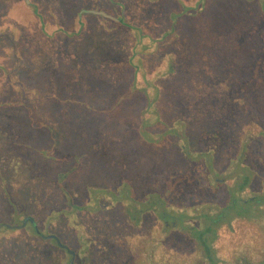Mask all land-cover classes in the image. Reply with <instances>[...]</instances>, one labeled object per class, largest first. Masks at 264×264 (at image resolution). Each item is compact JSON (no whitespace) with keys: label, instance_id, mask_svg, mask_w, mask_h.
I'll return each mask as SVG.
<instances>
[{"label":"trees","instance_id":"16d2710c","mask_svg":"<svg viewBox=\"0 0 264 264\" xmlns=\"http://www.w3.org/2000/svg\"><path fill=\"white\" fill-rule=\"evenodd\" d=\"M94 1H98L97 6L111 11L117 8L118 12L113 14L86 8L95 6ZM173 2L174 5L168 10L154 9V12L145 14L151 0L148 3L143 0H3L0 4V30H6L14 20L18 22L17 25L13 24L12 32L19 38L20 24L26 27L23 36L33 33L26 31L27 28L37 32L40 29V34L53 44L49 62L60 52L57 36H65L67 40L61 44L68 52L62 51V54L76 64L74 70L77 71L82 65L81 71L84 69L88 77L91 74L92 78H100L104 84L97 91L101 100L86 98L84 103L90 101L86 107L88 118L103 117L104 120L106 136L103 139L107 141H99L95 151L103 153L108 150L111 159L115 158L123 164L119 171L113 169L116 176L110 177L121 194L107 190L98 192H110L109 200L113 205L125 201L123 211L126 225L122 229L129 228L128 235H123L122 240L126 242L125 246L129 244L130 247L127 248L126 258L124 253H115L113 260L115 256L123 259L120 264H139L138 256H150V246L147 251L131 256L138 245L137 226L140 224L141 229L147 225L146 231L151 234L156 231L154 223L148 224L151 220L144 218L143 222L138 221L144 213L152 215L156 224L165 221L163 228L171 226L168 220L173 213L166 211L165 207L161 208L158 192L146 189L142 196L157 194L153 197L156 200L133 201V196L138 193L135 184L149 185L151 179H148V175L157 174L160 181L164 180L166 189H171L173 193L177 189L174 182L178 180V184L182 185L180 179H192L189 181L191 187L201 190L203 195H197L198 200L194 197L193 202L188 201L191 204L189 209L194 210L207 199V211L204 212L209 215L206 218L205 214H195V211L191 216L181 209L182 218L186 217L189 221L196 219L199 225H179L183 232L189 234H186L185 242L193 245V251L184 254L192 262L187 259V262L181 260L176 264H200L212 254H216L212 256L214 264H224L226 261L264 264L263 240H259L263 235L260 233L255 238L252 229H244V222L262 225L261 229L264 227V217L256 219L253 215L260 210L256 206L258 202L264 203V0ZM93 14L106 22L102 21L103 25L99 26L104 27L105 32L92 25L93 21L88 16ZM64 16H67L66 27L61 20ZM82 23L81 32L76 34ZM69 34L74 35L70 37ZM121 43L128 46L122 47ZM71 44L75 47H71ZM99 56L104 59L99 61ZM77 78L74 95L85 97L84 83L87 80V85H90V79H80L78 75ZM3 90L4 85L0 83V92ZM16 91L22 98L24 91L20 87ZM28 93V98L34 95L33 91ZM3 101L4 107L21 105L30 109L27 101ZM187 119L194 122L189 124ZM93 122L96 127L101 126L99 122ZM99 133L103 135V129ZM172 144L174 147H171ZM113 150L118 153L115 154ZM111 154L115 157L112 158ZM116 160L115 167L118 165ZM175 167L183 170L178 173ZM66 170L56 177L55 184L63 199L64 206L60 208H73L70 188L75 172L71 168ZM210 177L213 183L206 186L205 182ZM200 178L202 182L198 183ZM96 180L102 182L105 177ZM215 182L218 183L216 192L221 188L224 200L226 194L230 196L235 193L234 190L237 196L244 195L238 196L240 202L237 207H241V210H235L233 214L237 216L236 222H232L228 214L233 203L223 204L226 200L220 203L219 199L213 202L216 193L211 187ZM64 184L70 188L64 190ZM250 184L253 190H246ZM58 185L63 188L62 191ZM126 186L134 194L124 200L122 188ZM223 193H226L225 196ZM105 199L98 196L92 203L89 198L84 199V204L79 207L94 208L93 203ZM218 206L221 210H217ZM173 216L176 220L177 215L174 213ZM35 228L36 236L43 239L41 231L37 226ZM213 230L216 234L214 239L206 235ZM255 230L258 232V229ZM195 233L198 237H195ZM228 233L237 235L231 243L224 239ZM217 236L222 242L219 245H216L219 240ZM101 242L96 247L103 254L106 245L104 241ZM250 245L254 249L247 256L241 250L244 247L250 249ZM19 250V255L10 264H21L20 260L26 257L32 264L41 263L36 250L35 254H26L23 247ZM198 251L204 254L199 255ZM68 254L64 253L68 258L67 264H74L76 254ZM142 261L141 264H150L147 259ZM161 262L162 259H157L152 263L163 264Z\"/></svg>","mask_w":264,"mask_h":264},{"label":"rangeland","instance_id":"374dc122","mask_svg":"<svg viewBox=\"0 0 264 264\" xmlns=\"http://www.w3.org/2000/svg\"><path fill=\"white\" fill-rule=\"evenodd\" d=\"M2 1L0 0V4ZM143 1L148 3L150 0ZM225 1L228 2L229 0ZM225 1L222 0V3ZM151 2L148 4L149 6L147 5L148 9L145 14L154 12V9L168 10L169 7L174 5L173 0H157L156 3L151 0ZM94 5L86 8L113 14L118 12L117 8L111 11L101 5L97 6L98 1H94ZM96 15H89L88 17L93 21L92 25L94 27L96 26L97 29L105 32V28L99 26L103 25L102 21L106 22L100 16L96 17ZM66 18L67 16L61 17L62 24H65L64 27L67 26L65 23ZM17 22V20H14L7 26L6 30H0V83L4 85V90L0 92V230L2 232L0 234V264H10L14 260L13 258L19 255L20 247L25 249L26 254H35L36 250L41 259L39 264H67L68 258L65 255H69L68 252L72 255L76 254L74 264H120L123 259L114 256L113 260V254L124 253L126 258L127 248L130 247L129 244L125 246L126 242L122 240L123 235H128L127 230L129 228L122 229V226L126 225L123 211L125 201L113 205L109 200L111 196L108 193L111 191V193L117 195L120 193L121 190L113 185V181L111 182L113 178L111 175L115 177L116 175L113 172L119 171L123 164L115 158L114 160L111 159L108 150L103 153L95 151V148H98V142L104 140L103 137L106 136L103 128L104 120L103 117L91 118L92 120L88 118L86 107L90 101L84 103L86 98L101 100L97 95V91L99 86L103 87L104 84L100 78H92L91 74L88 77L84 69L81 71L80 67L82 65L78 68L80 71H75L76 64L62 54V51L68 52V50L63 49L61 44V42H66L65 36L60 34L57 36L60 52L57 53L55 59L49 62L53 44L47 41L44 35L40 34V29L37 32L35 29L27 28L26 31H32L33 33L23 36L26 29L23 24H20L19 27L21 36L20 38L17 37L12 32L13 24L17 25ZM83 26L82 23L76 34L81 32ZM46 27H49L47 23ZM45 32L49 34L48 31L45 30ZM73 35L69 34L70 37ZM110 43L112 44V40ZM120 46L126 47L128 44L121 43ZM71 47L74 48L75 46L71 44ZM98 59L102 61L104 58L99 56ZM108 62L110 63V61ZM5 67L9 70L6 69L7 71H5ZM97 71L96 73L100 75ZM106 73L108 74V70ZM77 75L80 79L83 77L90 79V85H87V80L84 83L86 84L83 90L85 97L78 94L74 95L76 83L78 82H75L78 79ZM13 80L16 81L15 84ZM104 81L106 82V79ZM17 87L24 91V94H21L22 98H19L17 94ZM30 91H33L34 95L28 98V92ZM3 100L11 103L27 101L30 104V109L21 105L13 108L4 107L2 106L4 104ZM89 120L92 122L87 124ZM93 121L99 122L101 126L96 127ZM193 122L187 119V123L191 124ZM102 129L104 134L100 135L99 132ZM106 134H109V129ZM102 147L104 148V145ZM171 147H174L173 144ZM113 151L115 154L118 153L115 150ZM111 157L115 156L111 154ZM115 160L118 164L116 167L114 165ZM70 168L75 172L71 188L68 184H64L63 188L64 190L70 188L73 208H60L64 204L62 196L59 194L60 191L57 192L58 188L55 181L57 176L62 175L64 171H67L66 169ZM175 170L179 173L183 169L179 167ZM203 174L202 172L201 178ZM108 176L109 178H107ZM101 177H105L106 185L104 181L96 180ZM148 177V179H151V184H135L138 193L133 196L134 198L132 197L133 201L140 203L146 199L156 200L153 197L157 194L150 193L148 196H142L146 189H151V191L158 192L160 195L161 200L159 201H162V204L160 205L158 201V205L161 208L165 207L166 211L175 213L177 219L175 220L173 214H171V219L168 220L171 226H167L166 229L163 228L165 221L156 224V220L152 215L149 216V214L144 213V216H140L141 219L138 220L140 223L143 222L144 218L151 220L148 224L154 223L156 231L151 234V232L146 231L147 225L140 229L141 225L139 224L137 226L138 230H136V233L138 231V245L131 252V256L138 252L140 254L147 251L150 246V256L149 254L138 256L139 264L145 259L150 264H153L154 261L157 262V259H162L161 263L163 264H176L181 260L187 262V259L192 262V259H189L188 256L184 257V254L186 255L191 251L193 245L185 242L186 234L188 236L189 234L183 232L179 225L188 224V226L195 227L197 220L192 219V221H189L186 217L182 218L181 209L191 216L195 211V214H205L204 218H206L209 215V213L204 212L207 211V199L195 207L194 210L189 209L191 204L188 201L192 200L191 202H193L194 197L203 195L201 190L194 188V186L191 187L189 181L192 179L188 181L180 179L182 185H179L176 178L175 181H177L173 185H177V189L173 193L171 189H166L164 180H161V182L160 177L157 178V174H150ZM201 178L200 181H197L198 183L202 182ZM210 182H212L211 177L205 182L207 183L206 186ZM250 187L251 184L246 190L252 189ZM60 188L62 191L63 188L61 186ZM217 188L218 183L215 182L211 187V190L216 193V197H212V199L214 198L213 202L215 203V199H219L218 202L220 203L226 200L223 204L233 203V205H230L231 208L228 209V214L231 215L232 222H236L238 220L237 216L233 214L235 210H241V207L240 209L237 207L240 202L238 196L243 197L244 195L239 194L237 196L236 190H234L235 193L230 196L223 193L224 196L226 194L224 200L221 195V188L216 192ZM89 190L90 192H88ZM102 190L110 192L98 194ZM122 194V198L127 200L134 192L126 186L122 188ZM98 196H104L106 199L93 203L94 208L79 207L84 204V199L89 198L90 203H92L96 201L95 199ZM70 198L68 197V200ZM196 199L198 200V197ZM263 204L258 202V205H256L260 209L253 214L256 219L264 217L262 213L264 211ZM249 206L254 207L255 205ZM79 208L81 210L78 213ZM219 209L218 206L217 210ZM135 213L139 212L136 211ZM244 225V229L250 228L253 230V237H259L260 233L263 235L259 240H263L261 245L264 246V230L262 231L264 227L261 229L262 225L250 222H244ZM36 226L41 231L43 239L36 236ZM214 228L216 229V225ZM255 229H258V232ZM196 235L195 237H198ZM206 235L213 239L216 237L214 230ZM236 237V234L229 235L228 233L224 239L227 240V243H231V240L236 239ZM101 241H104L106 245L103 254L96 247ZM221 243L219 238L216 245ZM248 247L250 249L244 247L241 251L250 256V252L254 248L251 245ZM197 253L199 255L204 254L203 251ZM214 255L216 254H212L209 259L202 260L200 264H214L212 258ZM14 263L16 262L14 261ZM20 263L32 264V261L26 257L22 258ZM224 264L234 263L226 261Z\"/></svg>","mask_w":264,"mask_h":264}]
</instances>
